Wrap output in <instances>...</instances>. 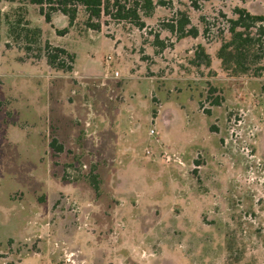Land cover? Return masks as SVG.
Listing matches in <instances>:
<instances>
[{
	"label": "rangeland",
	"instance_id": "374dc122",
	"mask_svg": "<svg viewBox=\"0 0 264 264\" xmlns=\"http://www.w3.org/2000/svg\"><path fill=\"white\" fill-rule=\"evenodd\" d=\"M105 5L0 3V264H264V70L217 57L264 0Z\"/></svg>",
	"mask_w": 264,
	"mask_h": 264
},
{
	"label": "trees",
	"instance_id": "16d2710c",
	"mask_svg": "<svg viewBox=\"0 0 264 264\" xmlns=\"http://www.w3.org/2000/svg\"><path fill=\"white\" fill-rule=\"evenodd\" d=\"M11 2L13 0H0ZM32 5H36L40 8V13L45 17L47 23H52V14L54 12H61L63 15L69 18L70 26L72 27L74 21L76 20L79 7H84L88 13V19L85 26L94 31L101 30V23H93L92 21L96 19L99 21L101 19L102 13H107V7L105 5L106 0H28ZM151 0H148V2ZM210 1V0H203ZM247 1V0H241ZM118 6V4H117ZM119 7V6H118ZM46 8H48L46 10ZM124 7L119 8L118 18H129L132 17L134 20L139 22L140 18L137 10H131V14H122ZM184 18V19H183ZM228 33L230 34L229 39H225L218 51V59L220 60L221 67L225 72L230 73L231 76H237L239 74H245L251 70V65L259 63L260 67L257 71L261 74L264 70V16L256 15L250 13L245 8L237 7L234 10V17L228 18ZM190 21L185 17L179 21L178 29L181 36L191 35L193 37L198 36V30L192 27L187 32L184 31ZM0 26H1V9H0ZM33 32L41 33L40 30H34ZM59 35H65L68 33L67 29L58 30ZM50 48V45H46ZM198 52H196V57L201 59L205 57L207 60V65H210V58L206 55V51L203 46H198ZM60 54L66 55L71 62L75 60V56L69 54L64 49L55 48L54 53H49L47 51V62L53 67L54 63L59 59ZM64 64L61 63V66ZM73 67L68 66L67 70L72 71ZM257 73V74H259ZM52 143V147H53ZM63 150L62 147L58 148V152ZM95 178V177H94ZM94 189H98V183L95 180L92 182Z\"/></svg>",
	"mask_w": 264,
	"mask_h": 264
},
{
	"label": "built area",
	"instance_id": "2783aa9c",
	"mask_svg": "<svg viewBox=\"0 0 264 264\" xmlns=\"http://www.w3.org/2000/svg\"><path fill=\"white\" fill-rule=\"evenodd\" d=\"M114 76H115V77H118V76H119V72H118V71H115V72H114ZM155 132H156V131H155L154 129H151V130H150V135H151V136H155V134H156ZM148 153H149V151H148ZM168 160H170V159H168Z\"/></svg>",
	"mask_w": 264,
	"mask_h": 264
}]
</instances>
